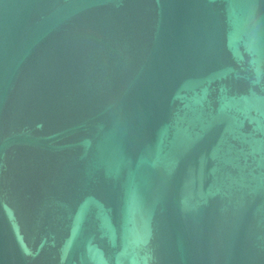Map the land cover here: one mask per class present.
<instances>
[{
    "label": "water",
    "instance_id": "obj_1",
    "mask_svg": "<svg viewBox=\"0 0 264 264\" xmlns=\"http://www.w3.org/2000/svg\"><path fill=\"white\" fill-rule=\"evenodd\" d=\"M0 264H264V0H0Z\"/></svg>",
    "mask_w": 264,
    "mask_h": 264
}]
</instances>
